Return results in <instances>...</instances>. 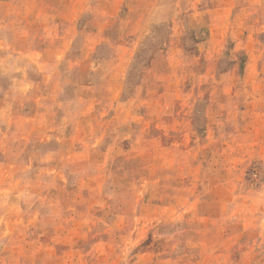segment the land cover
<instances>
[{
	"label": "rangeland",
	"instance_id": "374dc122",
	"mask_svg": "<svg viewBox=\"0 0 264 264\" xmlns=\"http://www.w3.org/2000/svg\"><path fill=\"white\" fill-rule=\"evenodd\" d=\"M0 264H264V0H0Z\"/></svg>",
	"mask_w": 264,
	"mask_h": 264
},
{
	"label": "crops",
	"instance_id": "0c3cea01",
	"mask_svg": "<svg viewBox=\"0 0 264 264\" xmlns=\"http://www.w3.org/2000/svg\"><path fill=\"white\" fill-rule=\"evenodd\" d=\"M56 104V106L58 107L59 106V103H55ZM58 110V109H57ZM58 112V111H57Z\"/></svg>",
	"mask_w": 264,
	"mask_h": 264
}]
</instances>
